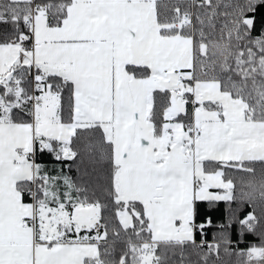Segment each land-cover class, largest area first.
Here are the masks:
<instances>
[{
    "label": "snow or ice",
    "instance_id": "snow-or-ice-1",
    "mask_svg": "<svg viewBox=\"0 0 264 264\" xmlns=\"http://www.w3.org/2000/svg\"><path fill=\"white\" fill-rule=\"evenodd\" d=\"M261 9L0 0V264H264Z\"/></svg>",
    "mask_w": 264,
    "mask_h": 264
},
{
    "label": "trees",
    "instance_id": "trees-1",
    "mask_svg": "<svg viewBox=\"0 0 264 264\" xmlns=\"http://www.w3.org/2000/svg\"><path fill=\"white\" fill-rule=\"evenodd\" d=\"M261 11L264 12V9H261ZM44 160L45 162H49L50 158L45 157ZM49 166H51V163ZM258 175H259V169H258ZM231 207L233 209H237L240 208L241 206L232 205ZM200 208H201V213L203 215L211 216L213 218V226L210 227L207 232V238L211 240L212 236L214 234H217L219 231L218 225L225 222L228 216L227 209L229 208V205L224 202H220L214 208H210L207 204H202ZM257 213L259 214V208L257 209ZM229 236L233 242V247H246L248 244L258 243L257 236L253 234H248L246 239L241 240L236 230H232L229 233ZM221 259L223 261V264H238V260L236 256H227L222 254Z\"/></svg>",
    "mask_w": 264,
    "mask_h": 264
}]
</instances>
